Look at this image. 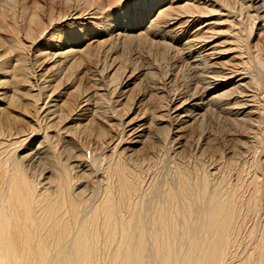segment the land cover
Here are the masks:
<instances>
[{"label":"bare ground","instance_id":"1","mask_svg":"<svg viewBox=\"0 0 264 264\" xmlns=\"http://www.w3.org/2000/svg\"><path fill=\"white\" fill-rule=\"evenodd\" d=\"M17 2L0 1V264H264V36L252 37L256 22L264 34V0L185 1L176 7L163 0L155 13L157 2L142 0L121 16L126 9L116 16L103 2L85 0L78 15L98 20L66 22L61 29L58 22L78 17L67 6L70 0L57 8L24 3L16 11ZM203 13L217 17L201 19ZM183 17L200 25V42L226 36L215 43L224 41L233 51L220 62L230 65L228 71L211 70L209 58L167 29ZM134 37L151 48L161 45V60L169 52L184 55L179 60L194 76L189 83L195 79L187 89L199 102L187 116H172L189 99L171 109L165 89L180 70L174 63L175 76L160 75L158 85L148 64L150 79L145 85L139 80L144 86L138 88L147 97L153 131L141 130L130 147H122L123 136L139 126L131 121L125 129L128 119L121 127L131 104L111 106L105 87L125 72L120 74V63L112 68L107 85L100 75ZM40 39L47 42L42 53L50 69L37 75L39 60L30 58L26 42ZM84 65H90L82 74L88 86L80 88L85 79H77L76 71ZM80 106L81 119L70 122ZM216 115L225 127L205 135V120ZM73 121L75 126L68 124ZM174 121L190 134L170 136ZM235 131L243 137H227Z\"/></svg>","mask_w":264,"mask_h":264},{"label":"rangeland","instance_id":"2","mask_svg":"<svg viewBox=\"0 0 264 264\" xmlns=\"http://www.w3.org/2000/svg\"><path fill=\"white\" fill-rule=\"evenodd\" d=\"M1 1V0H0ZM85 0H70V2L67 4V6L68 7H72V8H75L74 9V11H73V13H76L75 15L76 16H78V17H76V16H74V17H76L75 19H73V16L71 15V16H68L67 17V19H66V21L65 22H63V21H61V22H58V27L61 29V27L62 28H64L65 27V25L67 24L66 22H68V23H71V22H73V21H77V22H81V23H83V24H85V23H87V22H91V21H96V20H98V18L97 19H92V18H90V17H88L89 15H78V13H80L79 12V8L78 7H80V6H83V5H85V6H87V3L85 4V2H84ZM93 1H101V2H103L106 6H105V9L106 10H108L109 12L108 13H111V14H117L116 16H118V12L120 11V10H122V9H126L127 11H124V12H122V13H120L119 15L121 16V15H123V14H126V13H128V12H130V10L133 8V7H135L138 3H140L142 0H131V6L129 7V8H125V7H121L119 10H117V5H118V2H114V1H111V0H93ZM153 1H155V2H157V3H153ZM159 1H163V0H159ZM159 1L158 0H151V2L150 3H153V8L151 7V12H153V13H155L156 11V9H154V6L156 5V4H158L159 3ZM188 1L189 3H199V2H203V1H207V0H164V3L165 4H167V5H171L172 7H176V5L177 4H181V6L182 5H184L186 2ZM19 2H20V4H19ZM19 2H17L18 3V5H19V7H18V5H16V7L14 8V10H16V11H18V9L19 10H21V6L23 5V6H25V7H27V8H32V6H33V4H34V2H36V3H39V4H41V5H44V6H54V7H60V6H62V4L64 3V0H19ZM16 3V4H17ZM209 4V3H208ZM170 6V7H171ZM63 7V6H62ZM138 7H139V4H138ZM108 8V9H107ZM79 9V10H78ZM78 10V11H77ZM77 11V12H76ZM81 11V10H80ZM103 14H106V11H104L103 10ZM210 13H208V14H205V15H207V16H205L204 15V13H203V17H205V18H203L202 17V15L201 16H199V17H202L201 19H210L211 21H214L215 20V18L217 17L216 15V13L214 14V13H211L210 15H209ZM70 17H72V18H70ZM84 17V18H83ZM195 18L196 16L194 15V16H191V18ZM207 17V18H206ZM90 18V19H89ZM186 18H189V17H183V18H179V19H177V20H173V22L171 23L170 22V24L168 25V27H167V29L170 31V32H172V33H176L177 32V34H179L184 40H188L191 44H193V47H192V52H194V51H198L199 53L201 52V54L202 55H205L204 57L205 58H207V60H208V58H209V64H211L213 67L211 68V70L212 69H214V70H220V69H222V68H225L223 71H228L227 70V68L229 67L230 68V65L229 64H227V65H229L228 67L226 66V65H223L222 63H220L221 61H225L227 58H229L231 55H233V53H228V52H231L232 51V49H227V45L224 43V41H223V43H221V45H217L218 44V42H219V44H220V42H222V41H220V40H224V37H226L225 35L223 36V35H218L217 36V39H215L216 37H214L213 38V42H212V39L211 40H209V41H207V42H200V38H198L197 36V33L199 32V28L198 27H200V25H196V23L197 22H195L194 20L193 21H191L192 19L191 18H189V21L187 20V23H186ZM70 20V21H69ZM72 20V21H71ZM181 20H182V22L183 21H185L184 22V24H182L181 23ZM192 22V23H191ZM66 23V24H65ZM186 23V24H185ZM62 24V25H61ZM64 24V25H63ZM178 24H180V25H178ZM68 25V24H67ZM66 25V26H67ZM140 26H142V24L141 25H136V26H134L135 28H136V30H140ZM220 26V25H219ZM220 27H222V26H220ZM58 28V29H59ZM261 23L260 22H256V24L254 25V28H253V32H252V37H260V36H264V34L262 33V31H261ZM57 29V30H58ZM196 29H199V30H196ZM205 29V28H204ZM56 30V32H58ZM194 30V31H193ZM196 30V31H195ZM198 31V32H197ZM197 32V33H196ZM193 33H195V34H193ZM195 36H196V38L198 39V40H196L195 39ZM220 37H221V39H220ZM48 38V37H47ZM46 38V39H47ZM137 37H134L133 39H131L130 41L131 42H134V40L136 39ZM219 38V39H218ZM156 40H158V38H156ZM29 40H27V42H26V44H27V46H29V48L27 49V52L29 53V54H31V55H29L30 56V58L32 57V60H34V58L35 59H37V60H39V61H41V62H37L35 65H33V66H35L34 68H35V73L37 74V75H39V74H42L44 71H47L48 69H50V65H49V62H47L46 60H45V58L43 57V53H42V51L45 49V47L47 46V42H45L44 41V39L42 40V39H40L39 41L37 40V41H35V42H33V43H31L30 41L28 42ZM130 41H128L127 42V45H128V48L126 49V50H119V51H117L115 54L116 55H113V57L114 56H117V58L119 57L120 59L119 60H123V61H121V62H119V60H116L115 62H116V64H114V65H112L111 66V68H110V73L107 71V72H105L104 74H101L100 75V79H102L103 77H107V75H112L111 73H114L113 72V69H115V67H117V66H119L118 64L120 63V74L122 73V70L125 72V73H122L121 74V76H119V78H118V81H117V83L115 82V84H116V86H115V84L113 85L112 84V82H110V83H108V78H106L107 80H105V78H103L104 80H105V84L107 85V83L109 84V86L107 85L106 87H105V89H106V91L108 92V90L110 91V92H108L107 94L111 97V102H110V105L111 106H115L116 104H119L120 105V107H119V105H116V107H118V108H121L122 107V105H124L126 102H129V104H131V105H129V107H130V109H129V111L126 113V115H125V117L122 119V122L124 121H128V119H129V124L131 123V125H129V127H125V129H128V128H130L132 125H134V127H137V126H139L138 127V129H136V130H140V131H136L134 134H133V132H132V134L131 133H128L127 132V134L130 136V137H126L127 136V134L126 135H124V133H123V137L126 139V140H124L123 142H122V147H125V146H127V145H129V147H130V145H132V143L134 142V141H136L135 140V136H137V134L139 135V133L141 132V130H143V131H150V129H151V132L153 131L152 130V128L150 127V125H149V123H148V121H147V117H146V115H148V112H147V108H148V106H147V97L145 96V94L143 93V90H141V88H142V86L140 87V89L138 88V85H139V83H140V85H143V83H144V85L149 81V79L150 78H148V76H146L145 74V72L146 71H144V68H146L147 66H148V64H149V67H151V69H152V71L153 72H155L157 75H156V77L159 79V80H157V78H155V81H156V83L158 84V85H161L162 84V82H163V79H162V76H160V75H164V77H165V75L166 74H164V73H168V75L172 72V77H173V75L175 76V74L174 73H176L175 72V70L176 71H181V72H183L182 74H181V72L179 71L177 74H176V76L175 77H173V82H172V84H174V85H172L171 84V86L170 85H168L167 86V88L165 89L168 93L167 94H169V96L171 97L170 99H172L171 101V103H170V106H171V109L173 110L174 109V107L177 105V103H178V101H180L182 98H186V96H188V103L187 104H185V105H183V107H182V105H181V107H180V109H179V107L177 108V107H175V108H177L178 110H176V109H174V111H172L173 113H172V116L173 115H176L177 113H179L180 114V116H187L188 115V112H190L191 110H193L194 109V105L195 104H197L198 102H199V100H197V98H195L194 96L192 97L191 95H190V92H188V90L191 88V86H192V84H193V81L195 80H193L192 79V81H191V83H189V78H191V77H194L193 76V74L186 68V67H183L182 66V64H183V62H182V60H179V59H182V57H184V55H182L181 53H176V51L177 50H174L175 51V53L176 54H174V53H171L170 54V52L166 55V58L165 59H163V60H161L162 59V56H161V51H163V47L161 46V45H158V44H156L157 45V49H155L154 47L153 48H151L150 46H146L140 39H136V41H135V43L136 42H140L139 44H130ZM215 41H217L216 43H215ZM44 42V43H43ZM31 43V44H30ZM214 43V44H213ZM29 44V45H28ZM45 44V45H44ZM131 46H130V45ZM225 46H224V45ZM32 45V46H31ZM134 45V46H133ZM143 45H144V47H143ZM155 45V46H156ZM213 45V46H212ZM217 45V46H216ZM154 46V45H153ZM209 46L211 47V48H209ZM220 46V47H219ZM131 47V48H130ZM150 47V48H149ZM217 47H219L221 50L223 49L222 47H224V49L220 52V49L218 48V49H215V48H217ZM33 48V49H32ZM160 48V49H159ZM162 48V49H161ZM210 50H209V49ZM139 49V50H138ZM211 49H215V51L217 50V52L218 53H216L215 51H211ZM227 51H226V50ZM158 50H160V52L158 51ZM219 50V51H218ZM132 52V53H131ZM227 52V53H226ZM233 52V51H232ZM209 53H210V55H209ZM213 53V54H212ZM222 53H224V54H222ZM225 53H226V55H225ZM114 54V53H113ZM212 54V55H211ZM215 54V55H214ZM220 54V55H219ZM229 54V55H228ZM121 55V56H120ZM124 55V56H123ZM137 55V56H136ZM163 55H164V52H163ZM180 57H179V56ZM182 55V56H181ZM224 55V56H223ZM158 56H160V58H158ZM222 56V57H221ZM227 56V57H226ZM131 57L133 58V59H131ZM185 57H186V55H185ZM172 58V59H171ZM148 60V62H147V60ZM45 60V61H44ZM134 60L136 61V62H134ZM160 60L163 62H165V63H163L162 65H160ZM167 60V61H166ZM179 60V61H178ZM157 63H156V62ZM178 61V62H177ZM156 63V64H154V63ZM168 62V63H167ZM190 62V61H189ZM40 63V64H39ZM123 63H125V64H123ZM142 63V64H141ZM170 63V64H169ZM174 63H176V67H177V69H175L176 67H175V65H174ZM39 64V65H38ZM86 64V63H85ZM130 64V65H129ZM167 64H169L168 66H167ZM222 64V65H221ZM226 64V63H225ZM87 65V64H86ZM86 65H84V68H80L79 70H80V72H79V70L78 71H76V75L78 74V78L77 79H80V76H83V79H85V75H82L84 72H86L87 70H88V67L90 66H86ZM116 65V66H115ZM155 65V66H154ZM166 65V66H165ZM171 65V66H170ZM173 65V66H172ZM179 65H181V66H179ZM210 65V66H211ZM122 66H125V67H122ZM133 66H135V67H137L136 69H135V67L133 68ZM139 66H140V68H139ZM142 66V67H141ZM146 66V67H145ZM159 66H161V67H159ZM218 66V67H217ZM226 66V67H225ZM126 68L125 70L124 69H122V68ZM130 67V68H129ZM170 67V68H169ZM174 67V68H173ZM214 67H216V68H214ZM85 68H86V70H85ZM113 68V69H112ZM143 68V69H142ZM183 70H181V69ZM183 68H185L186 70V73H191V74H189V75H191V76H189L188 74V76L185 74V71H184V69ZM117 69V68H116ZM115 69V70H116ZM138 69V70H137ZM173 69V71H171ZM175 69V70H174ZM83 70V71H82ZM133 71V73H132V71ZM187 70L189 71V72H187ZM128 73H127V72ZM49 72H51V70H49ZM80 74H79V73ZM129 72H131L132 73V76H131V73H129ZM136 72V73H135ZM107 73V74H106ZM109 73V74H108ZM142 73V75L141 76H136L137 74L138 75H140ZM144 73V74H143ZM160 73V74H159ZM48 74V73H47ZM47 74H45V76L47 75ZM119 74V75H120ZM127 74V75H126ZM185 74V75H184ZM97 75V74H96ZM102 75H104V76H102ZM125 75V76H124ZM145 75V76H144ZM182 75V76H181ZM122 76H124L123 78H122ZM127 76H129V79H128V77ZM120 77H121V79H122V83L120 84V82H121V79H120ZM131 77V78H130ZM135 77V78H134ZM136 77H139V78H136ZM144 77V78H143ZM145 77H147L148 78V80H146V78ZM161 77V78H160ZM163 77V78H164ZM187 77H189V78H187ZM82 78V77H81ZM98 78H99V75H98ZM134 78V79H133ZM233 78V77H232ZM126 79H128L127 81H126ZM141 79H143V83L141 82V81H139V80H141ZM161 79H162V81H161ZM187 79V80H186ZM145 80L147 81V82H145ZM231 80V79H230ZM77 81V80H76ZM79 81V80H78ZM77 81V82H78ZM81 81V82H80ZM79 82H80V88L82 87H87L88 85V83H86L87 82V80L85 79V80H83L82 81V79L80 80ZM107 81V82H106ZM126 81V82H125ZM136 81V82H135ZM159 83H158V82ZM78 82V83H79ZM82 82H84V83H82ZM138 82V83H137ZM152 82V85L154 84L153 82V80L151 81ZM188 82V83H187ZM86 83V84H85ZM130 83V84H129ZM132 83V84H131ZM135 83H137L136 85H135ZM142 83V84H141ZM226 83H229V81H226ZM83 86H82V85ZM133 84H134V86L136 87V88H133L134 86H133ZM151 84V83H150ZM118 85H121L120 86V88H118L119 86ZM143 85V86H144ZM187 85V86H186ZM114 86V87H113ZM125 86V87H124ZM130 86V87H129ZM154 86V85H153ZM188 86H189V89H187L188 88ZM84 87V88H85ZM107 87H109V89L107 88ZM110 87H112V88H110ZM126 87H128V89H131L130 91L131 92H129L128 91V89L126 88ZM132 87V88H131ZM169 87V88H168ZM186 87V88H185ZM104 87H99V89H98V91H99V93H100V89H103ZM118 88V89H117ZM144 88V87H143ZM111 89V90H110ZM174 89V90H173ZM184 89H186V90H184ZM164 90V92H166ZM170 92H169V91ZM106 91H105V94H106ZM123 91V94L121 93ZM174 91V92H173ZM187 91V92H186ZM102 92V91H101ZM117 92V93H116ZM104 93V92H103ZM173 93V94H172ZM122 94V95H121ZM167 94H166V96H167ZM116 97H115V96ZM118 95V96H117ZM131 95H133V96H131ZM130 98L131 97V102L130 101H127L125 98H127L128 99V97ZM168 96V97H169ZM120 97V98H119ZM113 98H114V100H117V102H115L114 100H113ZM243 98V100H244V97H242ZM241 98V99H242ZM126 100V101H125ZM114 103V104H113ZM122 105H121V104ZM176 103V104H175ZM194 103V104H193ZM173 104H174V106H173ZM132 106V107H131ZM80 108V109H79ZM82 107L80 106V107H78V108H76V110H74L72 113H70V116H69V118H70V122H71V120H78V119H81V117H80V115H79V113L81 112L80 110H82L81 109ZM238 108V107H237ZM236 107H232L231 109H232V111L234 110V111H236V110H238L239 112H241L242 111V109L243 108H240V109H237ZM131 110V111H130ZM141 110V111H140ZM176 110V111H175ZM76 111V112H75ZM78 111V112H77ZM144 111V112H143ZM139 112V113H138ZM186 112H187V115H185L186 114ZM144 115H143V114ZM78 114V115H77ZM141 115V116H140ZM77 116H78V118H77ZM218 117V118H217ZM141 118V119H140ZM183 118V117H182ZM130 119H132V120H130ZM174 119V118H173ZM172 119V120H173ZM220 119V120H219ZM119 121V118H115V121ZM213 120V121H212ZM215 120V121H214ZM131 121H134V124H133V122H131ZM121 123L122 125H121V127H123V125L125 124V123ZM175 123L174 124H172V128L174 127V130H173V132L174 133H172V134H170V136H174V134H187V135H189L190 133H189V131L187 130L186 131V129L185 128H183L181 125L180 126H178L179 124L177 123L178 121H174ZM68 124H70L71 126H75V124H76V122L75 121H73L72 123H68ZM164 124H165V122H163L162 124H160L162 127L164 126ZM204 124H206V125H204V127H203V130H204V132H205V135H208L209 133L212 135V134H214V135H217V134H220V132H221V128L223 129L224 127H225V124H226V122L224 121V118H223V116L222 115H216V117L214 118V119H208V121L207 120H205V122H204ZM207 126L209 127V129L207 128ZM213 126V127H212ZM143 127V128H142ZM179 127V128H178ZM183 128V129H182ZM206 128H207V130H206ZM109 129V128H108ZM124 129V130H125ZM181 129V130H180ZM185 129V130H184ZM213 129H215V131L213 130ZM109 130H111V129H109ZM180 130V131H179ZM219 130V131H218ZM114 131V132H113ZM176 132V133H175ZM193 132V131H192ZM195 132V131H194ZM208 132V133H207ZM214 132V133H213ZM217 132V133H216ZM228 133H230V132H228ZM237 133V134H236ZM114 135V134H116V131L114 130V129H112L111 130V132H110V135ZM156 134H158L157 132H156ZM232 134V135H231ZM230 135L229 134H226L227 135V137L228 136H232V137H235L236 139H238V137L239 138H241V137H243V136H241V135H238L239 133L238 132H232ZM237 135V136H236ZM133 136V137H132ZM130 138V139H129ZM132 138V139H131ZM134 138V139H133ZM175 138V137H174ZM197 138H198V135H196L195 136V134H194V140H193V137H190V139H191V143H192V145L195 143V141L197 140ZM228 139V138H227ZM128 140V141H127ZM134 140V141H133ZM177 141H179V139H177ZM181 141V140H180ZM130 142V143H129ZM127 143V144H126ZM185 146H188V145H185ZM191 146H188L187 148H188V150H191V148H190ZM186 148V147H185ZM186 148V149H187Z\"/></svg>","mask_w":264,"mask_h":264},{"label":"snow or ice","instance_id":"3","mask_svg":"<svg viewBox=\"0 0 264 264\" xmlns=\"http://www.w3.org/2000/svg\"><path fill=\"white\" fill-rule=\"evenodd\" d=\"M131 6V0H120V3L117 5V10L121 7L129 8Z\"/></svg>","mask_w":264,"mask_h":264}]
</instances>
